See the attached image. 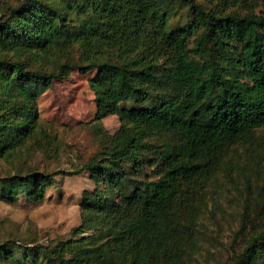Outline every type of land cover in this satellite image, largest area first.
<instances>
[{"label":"trees","instance_id":"1","mask_svg":"<svg viewBox=\"0 0 264 264\" xmlns=\"http://www.w3.org/2000/svg\"><path fill=\"white\" fill-rule=\"evenodd\" d=\"M262 7L256 10L261 4ZM242 5V12L228 9ZM51 60L30 68L22 54ZM73 54L77 57L74 58ZM10 55V56H9ZM64 62L57 64V59ZM108 77L137 130L113 134L78 171L75 237L23 248V264H186L202 190L227 152L264 126V0H18L0 12V157L43 135L38 100L70 68ZM168 134L170 137L165 136ZM59 172L0 177V200L36 201ZM11 255L7 243L0 257ZM232 264H264V224Z\"/></svg>","mask_w":264,"mask_h":264},{"label":"rangeland","instance_id":"2","mask_svg":"<svg viewBox=\"0 0 264 264\" xmlns=\"http://www.w3.org/2000/svg\"><path fill=\"white\" fill-rule=\"evenodd\" d=\"M17 1L0 0V12ZM261 7L262 2L256 10ZM226 8L243 10L236 3H228ZM19 58L30 68L52 71L56 67L51 60L26 53ZM64 60L57 59V64ZM38 110L43 135L29 140L9 158L0 157V177L15 172L26 175L31 170H63L66 174L54 175L40 200H0V246L7 243L11 248V255L0 257V264H23L14 261L21 258L23 248L75 237L81 193L93 186V179L86 170L73 171L105 148L113 134L137 130L152 139L164 136L150 128H137L114 107L108 77L98 69L70 68L40 96ZM201 195L197 246L188 253L186 264H232L250 235L264 224V126L254 131L251 141L227 152Z\"/></svg>","mask_w":264,"mask_h":264}]
</instances>
